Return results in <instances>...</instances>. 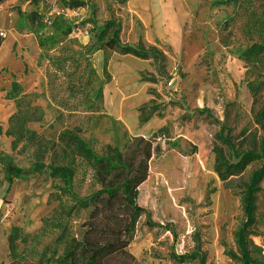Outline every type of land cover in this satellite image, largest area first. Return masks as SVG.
I'll use <instances>...</instances> for the list:
<instances>
[{
  "label": "rangeland",
  "instance_id": "374dc122",
  "mask_svg": "<svg viewBox=\"0 0 264 264\" xmlns=\"http://www.w3.org/2000/svg\"><path fill=\"white\" fill-rule=\"evenodd\" d=\"M86 1L97 11V26L117 20L123 44L154 48L162 57L153 59L152 67L131 56L96 51L99 32L89 22L88 8L71 12L59 0L37 7L9 0L0 6V50L7 52L0 63V264H55L63 253V247L56 248L59 233L44 227L57 207L51 196L58 183L47 175L11 182L7 171L49 164L58 145L66 146V130L87 142L95 156L86 175L80 172L75 181L77 193L107 192L104 201L71 222L73 237L128 244L137 264H174L172 254L190 253L199 239L207 264H241L223 247L236 252L233 236L243 219L240 197L224 189L215 172V152L223 149L236 162L221 135L229 136L237 151L257 150L264 136V61L254 65L242 57L262 41L257 28H264V0L220 7L214 2L225 0ZM17 8L37 10L49 24L60 15L77 25L54 50L79 60V71L71 77L75 83L56 76L42 59L35 35L16 31ZM12 74L22 88L18 98H29L22 108L31 122L24 128L35 133L32 141L25 135L15 149L14 139L6 135L20 130L9 124L17 112L15 102L5 99ZM105 74L109 84L100 97ZM144 106L153 115L141 125ZM255 167L245 173L246 180ZM261 186L256 236L249 239L255 264H264V181ZM213 188L210 205L206 197ZM114 191L142 212L134 229L127 202L108 201ZM13 229L30 238L15 242L17 257L10 247Z\"/></svg>",
  "mask_w": 264,
  "mask_h": 264
},
{
  "label": "trees",
  "instance_id": "16d2710c",
  "mask_svg": "<svg viewBox=\"0 0 264 264\" xmlns=\"http://www.w3.org/2000/svg\"><path fill=\"white\" fill-rule=\"evenodd\" d=\"M9 0H0V6ZM46 0H21L22 3L28 6L37 7ZM59 3L67 10L75 12L78 10L88 8L92 14V23L94 29L99 32L97 34L98 47L96 51L109 50L122 57L131 56L140 61L150 62L153 67L152 60L161 59L162 55L154 48L146 49L141 45L132 46L123 44L121 40L122 25L117 20H109L103 26H97L95 21L97 11L86 0H59ZM128 0H120V4L126 5ZM235 6L238 0L215 1L214 5L217 7L223 5ZM17 21L15 29L20 34L35 35L37 38L39 49L42 52V59L47 60L53 67L56 76L67 79L70 83H75L71 77L79 71V60L71 54L64 53L55 54V47L63 44L77 28L76 24L70 25L66 22L63 16H56L50 24L45 22L37 10L26 12L21 8L16 9ZM92 21V22H91ZM52 30L48 34V30ZM257 31L262 33V41L249 47L243 53L242 57L245 62L259 65L264 61V28L259 25ZM3 42L0 36V45ZM74 69L71 72V69ZM83 71L88 69V65L84 66ZM81 73V72H80ZM11 90L6 95L7 101H14L17 112L9 118V124H16L19 131L6 132L8 137L13 140L12 147L16 148L19 141L25 135L28 136V141H32L35 133L27 126L31 121L26 116L25 110L22 108L23 101L29 98H21L18 96L22 92L15 74H12ZM104 81L99 88V96L103 95V88L109 84V76L105 74ZM79 83V82H78ZM77 84V82H76ZM83 85V83H81ZM149 107L140 108V124H147L153 112H147ZM206 112V111H205ZM210 116L209 112H206ZM264 118V109L260 115V120ZM0 128V134L2 133ZM17 135L19 136L16 140ZM62 137L67 140L66 146L58 145V149L52 152V158L49 164L35 163L30 169L22 170L18 168L8 169L9 180L15 182L17 179H25L31 175H47L58 184L55 192L51 196V200L57 203L52 217L44 222L46 231H56L59 233L57 238L56 248L63 247V253L58 255L55 264H109L110 261L115 260L116 264H137V260L128 252L126 247L128 244L121 245L119 242L109 244H95L86 241H79L73 237L71 230V222L78 219L81 214L96 204L102 199L107 192H98L88 196H80L75 189V181L79 173H86L85 167L90 166L95 160L92 149L87 142L79 138L73 131H64ZM221 142L224 143L228 150L234 155L237 160L233 162L226 157L223 149H216L215 158V172L220 178L224 189L236 194L240 197V208L242 212V221L234 232V243L236 252L228 249L227 244H223L225 254L231 259H238L241 264H255L253 253L250 249L249 239L256 236L254 227L256 225V214L258 211V199L262 193V183L264 181V136L260 139L257 150L237 151L231 142L229 136L220 137ZM74 147L69 150L68 147ZM252 166H256L250 172L249 178L245 179L247 173ZM86 175V174H85ZM94 181V177H93ZM238 191V192H237ZM216 193L213 188L208 191L206 201L211 205V197ZM108 195V201H125L131 208V223L130 229L135 228V224L140 219L142 212L134 208V202L128 201L117 195V192H111ZM104 201V200H101ZM21 238L18 229H13L11 234V252L14 257H17V247L15 242ZM29 236H23L21 241L28 243ZM195 246L190 253L178 255L172 254L171 261L174 264H207V252L203 247L201 240L196 239ZM57 254L58 252L55 251Z\"/></svg>",
  "mask_w": 264,
  "mask_h": 264
},
{
  "label": "bare ground",
  "instance_id": "6f19581e",
  "mask_svg": "<svg viewBox=\"0 0 264 264\" xmlns=\"http://www.w3.org/2000/svg\"><path fill=\"white\" fill-rule=\"evenodd\" d=\"M6 55H7V52H6V49L5 48H3L2 50H0V63L2 61H6L7 60ZM118 98H119V95L116 93L115 94V99H118Z\"/></svg>",
  "mask_w": 264,
  "mask_h": 264
}]
</instances>
